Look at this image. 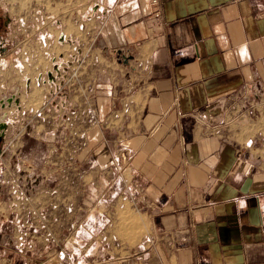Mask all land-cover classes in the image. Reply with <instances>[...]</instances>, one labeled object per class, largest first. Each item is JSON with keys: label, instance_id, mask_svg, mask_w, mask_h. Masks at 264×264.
<instances>
[{"label": "crops", "instance_id": "obj_1", "mask_svg": "<svg viewBox=\"0 0 264 264\" xmlns=\"http://www.w3.org/2000/svg\"><path fill=\"white\" fill-rule=\"evenodd\" d=\"M151 1L83 2L43 63L0 40V264H60L35 179L65 182L82 264H264V0Z\"/></svg>", "mask_w": 264, "mask_h": 264}, {"label": "rangeland", "instance_id": "obj_2", "mask_svg": "<svg viewBox=\"0 0 264 264\" xmlns=\"http://www.w3.org/2000/svg\"><path fill=\"white\" fill-rule=\"evenodd\" d=\"M83 2H86V12L84 11L85 13L83 14H87L88 16V14L92 13L94 10V0H0V14L2 15L3 13L5 16H8L10 19V24L8 25L9 30L17 32L16 41L19 44V49L22 48V50H24V63L28 60H31L29 62H33V64L37 63V61L40 63L49 61V59H46V52L51 49L58 54V52H62V49L71 43L69 40L70 37L68 36L69 27H65L64 19L66 15H69L68 11H71L72 19L75 15L78 19L81 14V10L84 9L82 4ZM37 12L42 13V16H44L42 18L34 17ZM75 12L76 14H74ZM50 14H54L53 19H48V15L50 16ZM77 25L79 26V19L78 21L76 20V23L75 20H71L70 28H72V30H75L78 27ZM89 37L90 36L88 35L87 38L89 39ZM73 53H75V51ZM57 57L58 56H56V58ZM25 58L27 59L25 60ZM78 65L79 63L77 62V65L74 64V67L72 68H68V64L65 68L64 65H57L55 67L53 66V68L50 69L51 74L49 76H45L44 79L49 80V78L54 79L55 77L62 76L63 82L61 83V87L57 92L63 97L70 86V80L78 77ZM65 69L67 70L65 73H63ZM56 71L58 74L57 76L55 73ZM36 119L37 118H33V120L29 122V125L31 123L36 124ZM44 120L46 119L44 118ZM262 121L264 124V118ZM50 124H52V121H50ZM40 142L42 150L50 148V146H47V144L52 143L48 141ZM60 151L61 149L56 145L55 155L57 156L60 154ZM77 152L78 149L75 154H77ZM47 153V150L39 153L34 165V172H36L38 168L41 169L40 166L42 162L44 163L46 161ZM75 160L76 163H78L77 156ZM43 166L44 165L42 164V167ZM77 183L78 182L76 181V184ZM64 184L65 182L60 181L48 180L42 182L36 179L35 181L25 180L23 182L22 188L24 189H30L34 188L32 186H38V194L40 197L39 203L41 204L43 202L46 204L44 205L41 212H39L38 221L41 224L42 219L40 218H45L47 221L46 223H48L50 226L52 235L55 236V238H59V241L52 242L53 244L49 243L47 245H38L40 248L38 263H42L48 258L54 256L58 260H61L60 264H82L81 261L84 256V252H88L89 250L93 251L95 249V245H88L85 247L84 245L78 244V223L76 222L78 213L70 214V219L67 217V215H69V213H67V207L69 204L66 203V198H63L66 197L65 193H67V191L64 189ZM47 189L59 192L58 194L60 197H55V194L57 193H55L54 196H49L46 194ZM73 200H76V203H78L77 197H73ZM76 233L77 238H75L71 244H66L63 239L67 238L68 236L76 237ZM102 247L103 249L110 250L109 245H103ZM42 248L45 249L44 252L42 251ZM52 251L53 254H50ZM46 253L48 254L46 255ZM59 257H62L63 259H60ZM89 263L91 264L92 262H87V264Z\"/></svg>", "mask_w": 264, "mask_h": 264}, {"label": "flooded vegetation", "instance_id": "obj_3", "mask_svg": "<svg viewBox=\"0 0 264 264\" xmlns=\"http://www.w3.org/2000/svg\"><path fill=\"white\" fill-rule=\"evenodd\" d=\"M9 25V19L3 13L0 14V40L3 38L4 34L7 32Z\"/></svg>", "mask_w": 264, "mask_h": 264}, {"label": "built area", "instance_id": "obj_4", "mask_svg": "<svg viewBox=\"0 0 264 264\" xmlns=\"http://www.w3.org/2000/svg\"><path fill=\"white\" fill-rule=\"evenodd\" d=\"M151 5L153 7L152 14H153L154 18L158 19L159 14H160L158 2L156 0H152Z\"/></svg>", "mask_w": 264, "mask_h": 264}, {"label": "water", "instance_id": "obj_5", "mask_svg": "<svg viewBox=\"0 0 264 264\" xmlns=\"http://www.w3.org/2000/svg\"><path fill=\"white\" fill-rule=\"evenodd\" d=\"M123 59H124V62H126L127 60H129V58H123ZM3 128H4V124L0 123V130H2ZM0 141H1V136H0Z\"/></svg>", "mask_w": 264, "mask_h": 264}]
</instances>
